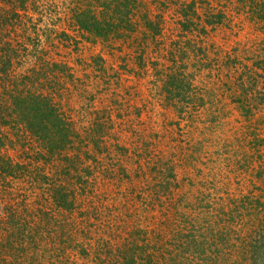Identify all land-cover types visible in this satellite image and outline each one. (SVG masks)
I'll return each mask as SVG.
<instances>
[{
    "label": "rangeland",
    "instance_id": "obj_1",
    "mask_svg": "<svg viewBox=\"0 0 264 264\" xmlns=\"http://www.w3.org/2000/svg\"><path fill=\"white\" fill-rule=\"evenodd\" d=\"M0 3V100L14 86L51 95L78 135L50 160L23 125L1 127L16 175L0 187V222L26 226L0 264H124L132 250L142 264H253L264 249V20L250 0H138L135 30L108 40L75 22L90 0ZM170 72L185 95L167 92Z\"/></svg>",
    "mask_w": 264,
    "mask_h": 264
},
{
    "label": "trees",
    "instance_id": "obj_2",
    "mask_svg": "<svg viewBox=\"0 0 264 264\" xmlns=\"http://www.w3.org/2000/svg\"><path fill=\"white\" fill-rule=\"evenodd\" d=\"M137 2L138 0H90V4L85 8L74 12L75 22L78 28L88 38L95 37L108 40L111 37H121L127 31L135 30L134 5ZM250 2L252 7H256L259 18L264 20V0H250ZM22 9L26 11V5H23ZM0 10H2L1 7ZM18 11L21 10L18 9ZM18 11L9 10L4 13L10 15V13L15 12L13 16L19 17ZM3 19L7 21L8 15ZM150 23L147 22V24ZM5 56L1 55L0 61L6 65V67L2 68V73L6 75L10 58ZM58 67L55 65L56 69ZM3 74L0 73V77H3ZM167 77L166 90L171 95V98L186 94L185 89L187 88L182 75L170 72L167 74ZM14 120L23 125L27 132L42 144L44 149L43 155L50 160L55 156L64 154V151L72 146L78 137L73 124L54 103L51 95L38 93L30 88L14 86V91L11 92L9 101H7L6 96L5 99L2 97L0 100V187L6 182L8 177H14L16 175V165L14 166L10 160L4 159L1 155L5 145L4 138L1 134V127L3 125H11ZM53 195L55 202L60 207H67L69 196L65 189H55ZM13 217L11 220L0 222V228L4 232L3 238H0V251L9 248L12 250L13 246L16 245L14 242L21 244L25 240L24 231L26 224L25 226H20V222L14 223L16 220ZM30 237L33 238L32 236ZM262 247L263 244L260 246L258 244L253 248V264H264V249ZM132 252L134 251L132 250ZM132 252L125 254L123 263L142 264ZM12 257L16 258L15 252L12 254ZM63 259V257H58V263L63 264ZM35 260L36 256H31L27 261L24 256L22 264H34ZM20 261H22V258ZM174 262H176V259Z\"/></svg>",
    "mask_w": 264,
    "mask_h": 264
}]
</instances>
